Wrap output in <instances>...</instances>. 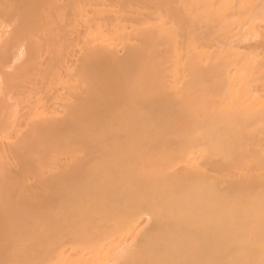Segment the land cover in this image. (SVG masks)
Here are the masks:
<instances>
[{
    "label": "bare ground",
    "instance_id": "1",
    "mask_svg": "<svg viewBox=\"0 0 264 264\" xmlns=\"http://www.w3.org/2000/svg\"><path fill=\"white\" fill-rule=\"evenodd\" d=\"M0 264H264V0H0Z\"/></svg>",
    "mask_w": 264,
    "mask_h": 264
}]
</instances>
